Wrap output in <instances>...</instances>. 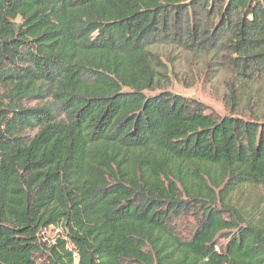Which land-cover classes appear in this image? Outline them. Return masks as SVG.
I'll list each match as a JSON object with an SVG mask.
<instances>
[{"label": "trees", "instance_id": "1", "mask_svg": "<svg viewBox=\"0 0 264 264\" xmlns=\"http://www.w3.org/2000/svg\"><path fill=\"white\" fill-rule=\"evenodd\" d=\"M174 45L229 114L160 89ZM0 87V264H264V0H0Z\"/></svg>", "mask_w": 264, "mask_h": 264}, {"label": "rangeland", "instance_id": "2", "mask_svg": "<svg viewBox=\"0 0 264 264\" xmlns=\"http://www.w3.org/2000/svg\"><path fill=\"white\" fill-rule=\"evenodd\" d=\"M158 47V46H157ZM158 50L163 55L162 61L165 63V74L167 79L159 84L161 90H167L175 94L199 101L206 107V112H214L220 116L231 112L232 104L229 102V91L225 85V80L230 78V70H219L216 61L227 58L225 53H218V58L214 59L204 52L190 53L182 50L178 46H160ZM223 57V59H222ZM146 91V94H154L160 90ZM2 89L0 87V94ZM264 101V100H263ZM37 101H28L25 105L33 106ZM255 193L253 196H256ZM193 216L184 215L180 221L183 233L193 225ZM56 229H48L45 239L52 241Z\"/></svg>", "mask_w": 264, "mask_h": 264}, {"label": "built area", "instance_id": "3", "mask_svg": "<svg viewBox=\"0 0 264 264\" xmlns=\"http://www.w3.org/2000/svg\"><path fill=\"white\" fill-rule=\"evenodd\" d=\"M58 231V229H56Z\"/></svg>", "mask_w": 264, "mask_h": 264}]
</instances>
